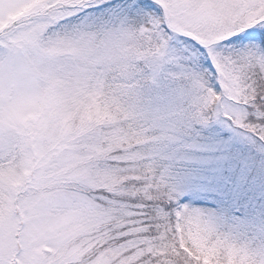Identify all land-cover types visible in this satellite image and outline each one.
<instances>
[{"label":"snow or ice","instance_id":"obj_1","mask_svg":"<svg viewBox=\"0 0 264 264\" xmlns=\"http://www.w3.org/2000/svg\"><path fill=\"white\" fill-rule=\"evenodd\" d=\"M212 121L264 142V0H0V264H264L161 163Z\"/></svg>","mask_w":264,"mask_h":264},{"label":"rangeland","instance_id":"obj_2","mask_svg":"<svg viewBox=\"0 0 264 264\" xmlns=\"http://www.w3.org/2000/svg\"><path fill=\"white\" fill-rule=\"evenodd\" d=\"M258 142L223 122L193 125L167 146L161 162L177 203L186 198L184 205L210 214L221 231L242 240H264V166L257 163L264 145Z\"/></svg>","mask_w":264,"mask_h":264},{"label":"clouds","instance_id":"obj_3","mask_svg":"<svg viewBox=\"0 0 264 264\" xmlns=\"http://www.w3.org/2000/svg\"><path fill=\"white\" fill-rule=\"evenodd\" d=\"M215 259L220 261V264H236V262L244 259L247 264H253V257L244 255L236 250H229L227 248L218 251Z\"/></svg>","mask_w":264,"mask_h":264},{"label":"trees","instance_id":"obj_4","mask_svg":"<svg viewBox=\"0 0 264 264\" xmlns=\"http://www.w3.org/2000/svg\"><path fill=\"white\" fill-rule=\"evenodd\" d=\"M258 141V140H257ZM258 143H260L261 145H264L263 143H261V142H258ZM257 163L260 165V166H264V160L263 159H259L258 161H257ZM245 201L247 200V195H245ZM179 201V204H182V205H184V201H186V198L184 199V198H181V199H179L178 200ZM197 203H199V201H195V202H193V204L192 205H195V204H197Z\"/></svg>","mask_w":264,"mask_h":264}]
</instances>
